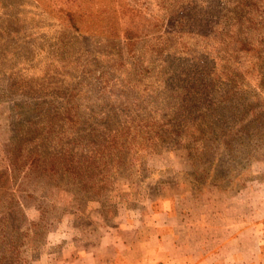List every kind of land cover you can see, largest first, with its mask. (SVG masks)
<instances>
[{
    "label": "rangeland",
    "instance_id": "374dc122",
    "mask_svg": "<svg viewBox=\"0 0 264 264\" xmlns=\"http://www.w3.org/2000/svg\"><path fill=\"white\" fill-rule=\"evenodd\" d=\"M162 209L253 227L264 264V0H0V264Z\"/></svg>",
    "mask_w": 264,
    "mask_h": 264
},
{
    "label": "crops",
    "instance_id": "0c3cea01",
    "mask_svg": "<svg viewBox=\"0 0 264 264\" xmlns=\"http://www.w3.org/2000/svg\"><path fill=\"white\" fill-rule=\"evenodd\" d=\"M142 216V215H141ZM149 217L142 216L134 225L126 221L118 229L122 235L113 241H100L96 248L61 259L56 264H255L251 258L243 261L245 253L241 234L249 233L254 243L253 227L234 225L210 226L206 216L193 221L187 212L162 209ZM253 234V236H250Z\"/></svg>",
    "mask_w": 264,
    "mask_h": 264
},
{
    "label": "trees",
    "instance_id": "16d2710c",
    "mask_svg": "<svg viewBox=\"0 0 264 264\" xmlns=\"http://www.w3.org/2000/svg\"><path fill=\"white\" fill-rule=\"evenodd\" d=\"M180 41L182 43L183 46H185V44L183 43V39L180 38ZM182 77V82L185 81V85H187L188 89L183 92H179L181 95V100L183 101H191L193 102L194 106L197 104V102L199 101V98L197 97V93H198V89L199 87H201L204 84V77H201V73L199 72V74H191L190 72H184L181 74Z\"/></svg>",
    "mask_w": 264,
    "mask_h": 264
}]
</instances>
